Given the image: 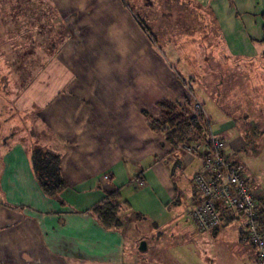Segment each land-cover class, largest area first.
Here are the masks:
<instances>
[{
    "label": "crops",
    "instance_id": "1",
    "mask_svg": "<svg viewBox=\"0 0 264 264\" xmlns=\"http://www.w3.org/2000/svg\"><path fill=\"white\" fill-rule=\"evenodd\" d=\"M54 1L59 12L69 8L70 0ZM178 1L180 8L196 14L190 26H198L204 10L220 30L225 58L222 51L213 52L212 29L201 39L211 40L209 61H261L241 71L240 80L256 89V142H263L264 0ZM151 4L143 5L154 8ZM102 8L104 13L100 7L90 12L91 19L101 27H125L121 47L141 50L138 69H132L127 56L97 58V67L88 68L54 60L23 91L0 94V128L11 127L10 138L0 139V264H258L240 214L225 211L217 230H198L189 214L199 202L194 178L203 162L175 151L143 116L146 111L157 117L161 101H197L185 83L190 74L182 71L185 77L167 55L158 53L122 0H107ZM77 12L83 13L81 8ZM168 15L166 20L176 18ZM89 22L82 16L79 27H97ZM213 71L209 66L212 81L221 77ZM23 124L39 127V134L30 136ZM240 135L232 139L236 148L246 141ZM37 142L61 156L68 187L56 199L43 193L34 174L31 149ZM110 194L125 207L120 229L106 228L93 214ZM257 198L264 231L263 189ZM140 222L152 231L151 239L141 237ZM165 237L175 244L164 246ZM144 240L147 250L142 252Z\"/></svg>",
    "mask_w": 264,
    "mask_h": 264
},
{
    "label": "rangeland",
    "instance_id": "2",
    "mask_svg": "<svg viewBox=\"0 0 264 264\" xmlns=\"http://www.w3.org/2000/svg\"><path fill=\"white\" fill-rule=\"evenodd\" d=\"M76 1L70 0L69 8L59 12L54 0H0V29L5 26L11 30L12 38H17V40L6 38L2 36L3 29L2 31L0 30V45L4 46L0 50V57L2 55L5 56V62H2V66L5 68L0 67V92L4 93L2 91L4 82H1V80L9 71L7 69L8 61L11 65H14L15 61L24 60L26 68L22 65L21 68L27 70L26 72L29 74L28 71H34L36 67H41V69L48 66L52 67L54 60L59 65L64 61L63 64H69L71 68H76L77 62H80V67L88 68L97 67V58L100 59L108 55L115 58L127 56L128 60H133L132 69L134 71L138 69L141 57H137V53L141 52V50L137 51L136 49H130V47L124 50V47H121L123 46V37L126 35L125 27L120 23H117L115 27H110L111 25L101 27L100 21L91 19L93 14L90 15V12L93 13L95 9L100 7L102 12H105L102 7L107 0H79L78 4H76ZM147 1L122 0L124 5L132 12L134 19L142 21L146 35L153 45L156 48L158 47V53L162 56L164 54L167 55L171 63L177 69H181L182 75L190 74V77L185 75L187 77L185 83L192 94H195L197 101L195 99L191 100L192 105L187 107L189 115L191 117L197 116L198 112H202L205 107L204 111L209 114L212 134H216V137L229 143L230 151L228 150V152L231 158L239 165L244 176L249 180V188L256 194H260L262 189L264 190V141L256 142V89H253L247 80L246 82L240 80V76L241 71L254 69L256 65L261 64V61L248 62L229 59L226 62L215 58L209 61L208 54L211 51L209 49L211 40L201 39L204 35H209L211 29L213 30V52L219 53L222 51L221 56L225 58V54L223 55V42L219 35L220 30H216L215 22L209 14L202 10L200 23H198V26L192 27L190 26V21L195 19L196 14L192 13L190 15L182 6L180 8L178 0H175V3L173 0H151L155 3L154 8L144 6L143 4L147 3ZM72 5L77 7V10L81 8L83 13L77 12L76 9L72 8ZM52 6L58 12V16H55L57 20L53 23L48 21L45 16L42 17L40 15V13L48 12V8ZM5 12L8 19L3 22L2 16ZM16 14H18L17 17ZM168 14H172L176 18L166 20L167 16H169ZM82 16L90 18L88 25L95 24L97 27L94 25L93 27H79L81 26L79 20ZM13 18L19 19L18 21H13ZM109 22L111 24L112 21ZM51 25L55 30L56 25L58 27L66 26L68 28V38L75 40H53L52 37L42 39L40 31L43 30L45 35L50 34L47 27ZM201 25H205L206 28ZM29 35H33L32 37L36 36L38 39L27 40L26 36L29 38ZM77 38L79 40H76ZM52 46L56 47V52L52 56L53 60L50 62L47 58L48 62L46 60L43 62V51L47 47L51 48ZM215 56L219 57L218 54ZM59 57H62V60ZM152 64L156 65V60H153ZM153 65L150 64L151 67L149 68H153ZM209 66L213 70H217L218 73L221 72V77L212 81L213 77H210L208 73ZM217 71H213V73L217 75ZM33 75L31 82L36 79L38 74L35 72ZM14 82H17L15 87L18 86V80ZM262 95L264 96V94ZM198 102L202 103L203 108ZM261 108V112L264 114V106ZM147 113L151 115V112ZM4 117L9 118L10 116L4 115ZM23 127L31 130L30 136L36 133V135L39 134L37 131L40 130L39 127H36V130L30 128L29 124H23ZM10 131V126L9 129L2 126L0 128V139L4 138L6 141V137L10 138ZM240 134H243L242 137L246 141L241 142L242 145H237L236 148L232 139L241 136ZM199 141L195 139L191 142H185L183 146H190ZM202 141L204 140L202 139L200 142ZM35 145H40L43 148L42 142H37ZM177 150H179L178 147ZM179 151L185 153L182 150ZM261 207L263 208L262 204ZM184 225L185 223H181L182 227ZM138 226H141L140 233H143L142 235L140 234L141 237L147 240L148 236L146 235H149L151 239L153 236L152 231L147 230L143 222L138 223ZM166 231L167 233L168 231L172 233L171 228L166 229ZM179 239L176 238L175 240ZM165 240H167L164 244L166 247H171L170 242L175 244L172 238L165 237ZM142 242H140V245Z\"/></svg>",
    "mask_w": 264,
    "mask_h": 264
},
{
    "label": "trees",
    "instance_id": "3",
    "mask_svg": "<svg viewBox=\"0 0 264 264\" xmlns=\"http://www.w3.org/2000/svg\"><path fill=\"white\" fill-rule=\"evenodd\" d=\"M149 2L151 3V1ZM55 9L56 8H53V6L49 7L48 12H45L43 14L40 13V15H42V17L45 16L48 19V21H51L53 23L55 20H57L56 19L57 17L55 18V16H58L57 9L56 10ZM20 13L22 12L20 11ZM17 16L18 14H16V17ZM7 19H8V16H7V13L5 12V14H3L2 16V20L4 22ZM18 19L19 18H16V19L13 18V21L15 20L18 21ZM140 22L142 24V21ZM55 27H56V30L53 28L52 25L50 27H47L50 33L47 35L43 34V30L40 31V35L42 39H46L48 37H52L53 40H68L69 39L68 38L69 37L68 28L66 26L58 27L56 25ZM5 28H6L5 26L2 27L3 31L2 29H0L3 33L2 36L6 38H11L12 40H17V38L15 39L12 38L11 30L8 28H6L8 29L6 30ZM0 36H1V33H0ZM32 36L33 35L31 36L29 35V38L26 36L27 40L38 39V37L36 36L32 37ZM262 43L264 46V28H263ZM2 47L4 46L0 45V50L2 49ZM55 52H56L55 46L54 47L52 46L51 48L47 47L46 50H44L42 53V55L44 56V58H42L43 62L44 60L47 61V58H48V61H51L52 56ZM4 60H5V56L2 55L0 57V67H4L2 66V62H5ZM14 65L13 64L11 65L8 61L7 69L9 71L7 72V74H5V76L2 77V80H1V82H4V87L2 88V91H4V93L0 92V94H2L5 97H10L13 94V92L17 93V91L18 92L23 91L33 79V76H34L33 74L35 72L36 74H39L40 71L43 70L41 69V67L40 68L36 67L34 71H28L29 74H27L26 72L27 70L24 69L26 68V64L24 60L15 61ZM21 65L24 68H21L22 67ZM15 77L17 78L15 79ZM17 80H18V86L15 87V84H17V82L15 83L14 81H17ZM191 105H192L191 99H187L184 105L172 103L169 101H161L158 104V108L160 110V115L158 117H153L147 112H144L143 116L149 122V126L154 132L164 135L166 142L170 144L175 151L180 152L179 150H177L178 144H183L189 141L191 142V141H194L195 139L200 140V141L202 139L205 141L211 140V138L215 136L212 134V131L210 129V123H209L210 120L207 114L204 112V109L202 112H198L197 116L191 117L189 115V111L187 110V107ZM197 158H200V157H197ZM31 162H32V168L36 176V179L38 181V184L40 188L42 189L43 193L47 197L56 199L58 198V196L62 195L67 190L68 185L62 175V170H61L62 159L58 153L50 151L46 148H42L40 145H34L31 149ZM194 184H195V181H194ZM199 202H200V199H199ZM124 208H125L124 205L118 204L117 196L114 194H110L108 195V198L102 205L98 206L97 208L93 210V214L106 228L120 229L122 228V225H123V221L121 219V213ZM218 208H219L220 214L223 217L224 212L227 210H225L221 205H218ZM139 217L140 216L138 215V218Z\"/></svg>",
    "mask_w": 264,
    "mask_h": 264
},
{
    "label": "built area",
    "instance_id": "4",
    "mask_svg": "<svg viewBox=\"0 0 264 264\" xmlns=\"http://www.w3.org/2000/svg\"><path fill=\"white\" fill-rule=\"evenodd\" d=\"M187 155L200 157L203 167L195 176L200 202L190 212V218L202 233L217 230L223 217L218 205L241 214L246 220L248 241L257 253L258 264H264V231L261 227L257 194L249 188L239 165L231 158L228 144L213 136L189 145L179 144ZM109 177L106 176L105 180Z\"/></svg>",
    "mask_w": 264,
    "mask_h": 264
},
{
    "label": "water",
    "instance_id": "5",
    "mask_svg": "<svg viewBox=\"0 0 264 264\" xmlns=\"http://www.w3.org/2000/svg\"><path fill=\"white\" fill-rule=\"evenodd\" d=\"M147 250V243L142 242L140 245V251L145 252Z\"/></svg>",
    "mask_w": 264,
    "mask_h": 264
},
{
    "label": "flooded vegetation",
    "instance_id": "6",
    "mask_svg": "<svg viewBox=\"0 0 264 264\" xmlns=\"http://www.w3.org/2000/svg\"><path fill=\"white\" fill-rule=\"evenodd\" d=\"M148 3H150L149 1H147V3L146 4H148ZM151 4V3H150ZM152 5V4H151Z\"/></svg>",
    "mask_w": 264,
    "mask_h": 264
}]
</instances>
